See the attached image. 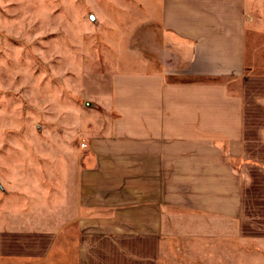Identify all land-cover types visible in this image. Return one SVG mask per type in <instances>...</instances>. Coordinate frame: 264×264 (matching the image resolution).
<instances>
[{"label": "crops", "instance_id": "obj_1", "mask_svg": "<svg viewBox=\"0 0 264 264\" xmlns=\"http://www.w3.org/2000/svg\"><path fill=\"white\" fill-rule=\"evenodd\" d=\"M154 6L155 52L114 73L106 115L66 146L63 194L43 205L59 218L0 231V264H174L213 242L225 263L238 244L264 252V65L247 54L246 0Z\"/></svg>", "mask_w": 264, "mask_h": 264}, {"label": "rangeland", "instance_id": "obj_2", "mask_svg": "<svg viewBox=\"0 0 264 264\" xmlns=\"http://www.w3.org/2000/svg\"><path fill=\"white\" fill-rule=\"evenodd\" d=\"M156 4L0 0V231L13 222L59 218L43 205L63 194L66 146L83 141L78 129L92 125L93 114L106 115L100 100L114 73L138 69L140 47L155 52ZM246 13L247 54L261 67L264 0H246ZM250 245L238 244L241 252L229 253L232 261L225 263L219 244L204 243L174 264H264V252Z\"/></svg>", "mask_w": 264, "mask_h": 264}, {"label": "water", "instance_id": "obj_3", "mask_svg": "<svg viewBox=\"0 0 264 264\" xmlns=\"http://www.w3.org/2000/svg\"><path fill=\"white\" fill-rule=\"evenodd\" d=\"M0 189H1V190H4V188H3L2 184H1V182H0Z\"/></svg>", "mask_w": 264, "mask_h": 264}, {"label": "built area", "instance_id": "obj_4", "mask_svg": "<svg viewBox=\"0 0 264 264\" xmlns=\"http://www.w3.org/2000/svg\"><path fill=\"white\" fill-rule=\"evenodd\" d=\"M83 147H84V145H83Z\"/></svg>", "mask_w": 264, "mask_h": 264}]
</instances>
